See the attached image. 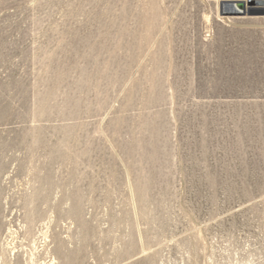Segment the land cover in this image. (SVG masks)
Here are the masks:
<instances>
[{"label":"rangeland","instance_id":"374dc122","mask_svg":"<svg viewBox=\"0 0 264 264\" xmlns=\"http://www.w3.org/2000/svg\"><path fill=\"white\" fill-rule=\"evenodd\" d=\"M0 264H264V11L0 0Z\"/></svg>","mask_w":264,"mask_h":264},{"label":"bare ground","instance_id":"6f19581e","mask_svg":"<svg viewBox=\"0 0 264 264\" xmlns=\"http://www.w3.org/2000/svg\"><path fill=\"white\" fill-rule=\"evenodd\" d=\"M216 1L222 2L226 14H248L250 12L264 11V0H238V4H235L233 0ZM229 4H234L236 7L234 9L232 7H227Z\"/></svg>","mask_w":264,"mask_h":264},{"label":"water","instance_id":"95a60500","mask_svg":"<svg viewBox=\"0 0 264 264\" xmlns=\"http://www.w3.org/2000/svg\"><path fill=\"white\" fill-rule=\"evenodd\" d=\"M227 7H232L234 9L236 6H234V4H229Z\"/></svg>","mask_w":264,"mask_h":264}]
</instances>
